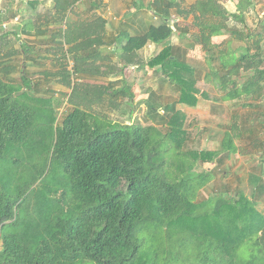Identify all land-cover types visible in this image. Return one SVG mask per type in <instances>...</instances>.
I'll use <instances>...</instances> for the list:
<instances>
[{
    "label": "trees",
    "instance_id": "obj_1",
    "mask_svg": "<svg viewBox=\"0 0 264 264\" xmlns=\"http://www.w3.org/2000/svg\"><path fill=\"white\" fill-rule=\"evenodd\" d=\"M80 1L53 0L51 14L56 15L53 21L67 22V28L60 29L67 53L85 64L98 54L78 53L101 45L103 40L95 32L105 22L99 23L98 17L85 24L68 23ZM143 3L141 0L132 4L135 19L147 9ZM182 3L184 0H154L152 5L161 23L146 25L134 34L122 30L115 37L123 42L122 50L128 59L134 61L132 54L150 42L165 44L149 63L161 66L163 75L178 87L179 103L195 107L201 91L197 69L189 62L186 49L198 46L225 97L264 100V16H259L256 28L247 23L248 11L257 7L255 1L239 0L233 13L227 11L224 0H191L187 7ZM174 14L179 19H173ZM231 20L242 28L231 25ZM32 29L35 28L27 32H36ZM85 32L94 34L88 40L79 39ZM175 35L179 42L170 43ZM228 40L242 44L229 51L228 45L224 47ZM29 52L24 49L25 54ZM1 69L0 171L5 168L18 188L13 195L0 189V264H150L163 258L158 250L163 241L158 242L153 255L141 250L137 234L149 229L154 220L163 229L168 227L165 239L171 245L185 246V255H196V264H264V212L255 209L256 197L252 208L218 204L206 211V201L192 198L193 190H198L210 176L207 169L196 176L199 183H189L195 177L190 176L195 162L222 158L218 150L183 152L187 141L183 113L174 110L169 118L167 136L174 145L171 153L177 164L174 174H167L163 170L167 160L160 163L167 150L161 152L155 147L162 143L156 140L161 136L156 126L100 123L79 107H74L61 125L57 124L58 115L38 124V108L21 102L16 88L7 81L9 70L5 74ZM24 86L28 95L34 96L32 82L25 80ZM231 143L233 149L238 148ZM259 144L264 150V144ZM53 161L62 165L66 176L56 183V192H62L60 198H48L53 189L47 186L46 169ZM259 178L258 188L264 192L263 178ZM31 195L28 211L32 219L21 225L18 211ZM208 250L215 252L213 262L206 257ZM177 259L180 256L171 252L164 263L175 264Z\"/></svg>",
    "mask_w": 264,
    "mask_h": 264
},
{
    "label": "rangeland",
    "instance_id": "obj_2",
    "mask_svg": "<svg viewBox=\"0 0 264 264\" xmlns=\"http://www.w3.org/2000/svg\"><path fill=\"white\" fill-rule=\"evenodd\" d=\"M34 1L37 2L33 3ZM52 1L0 0V69L4 67L1 71L5 74L6 70H9L7 81L16 88L15 93L17 92L16 95L21 102L38 108V117H40L38 124L42 125L44 121L48 122L53 116L58 115L57 124L61 125L65 116L74 107H79L91 113L92 120L100 123L111 125L116 123L119 127L133 123L143 126L154 125L161 132V136L156 140L162 141L160 144L155 143V147L161 152L167 150L160 163L166 159L163 170L167 174L169 172L174 174L177 160H174L171 153L174 152V145L169 143L167 134L170 130L171 114L174 110L179 111L186 117L184 128L187 131V141L183 152L218 150L222 158L213 162H195L194 172L190 175L195 176V179L193 178L189 183H199L196 176L202 175L207 169H210V176L204 185L197 188L198 190H193L195 196L189 195V198L192 197L197 202L206 201L204 208L206 211L213 210L218 204L225 206L234 204L240 207L246 205L252 208L251 202H254L256 197L258 203L255 209L258 212H264V192L258 188L259 177L263 178L264 183V150L259 144H264V100L245 96L230 100L225 97V93L221 91L216 80H213V74L208 68L205 57L203 59L198 57L194 51L189 57V62L197 69V86L201 91L200 101L195 107H189L186 104L179 106L178 87L169 81V77L163 75L161 66L149 63V60L155 57L165 44L152 43V47H148L150 51L155 50L152 57L147 58L143 54L147 60L141 61L133 57L136 60L133 61L128 59L129 55L121 51L118 44L123 42L111 37V43L106 47L107 55L101 52L100 57L89 58L90 60L85 64L83 61L77 62L72 53H67L64 40L60 37L61 39L58 38L56 41L57 37H52L57 34L55 31L57 28L51 27L50 20L48 23L44 20L52 16L50 13L53 7ZM134 1L136 0H109L106 6L102 0H83V6L75 8L73 13L75 16L89 15L91 17L97 15L96 9L103 11L101 8H104L103 12L112 19L113 17H118L119 20H122L121 17L125 18V22L121 24L112 20L111 28L113 27L115 31L127 29L133 34L143 30L146 25L162 22L160 15L154 11L152 5L154 0H144L143 5L147 9L138 16V22L135 21L131 26L129 23L133 18L126 16L132 15ZM189 1L191 0H184L181 6L187 7L186 4ZM238 1L224 0L227 11L235 12ZM254 1L257 7L250 8L248 11L247 23L256 28L259 16H264V0ZM94 4H96L95 7L92 6ZM174 17H177L176 14L173 19H179ZM29 21H33L34 24H30ZM229 23L238 25L232 20ZM238 27L242 28L239 25ZM30 28H35L31 31L36 32L31 34L27 32ZM38 29L41 32L37 33ZM11 30L15 31V34L11 33ZM116 42L117 45H115ZM178 42L179 38L176 35L170 39V43ZM240 44L242 41L228 40L224 47L227 48L228 45L230 51ZM112 46L114 50L109 48ZM25 48L30 49L29 54L24 53ZM188 50L193 51L191 48ZM103 56L104 59H102ZM101 60L109 62V65L104 68L97 66ZM114 60L117 62L114 63ZM137 62H140L141 66L132 68V64ZM77 68L80 72H77ZM66 75L69 78L65 77ZM24 79L32 82L34 96L28 95ZM113 79L121 80L113 81ZM104 89L108 90V93L103 92ZM23 92L26 94L22 95ZM135 104L138 106L136 107ZM230 139L233 144H236L237 149L229 146L232 145ZM181 157L192 161L188 155ZM41 165H44L43 161ZM64 177L66 176L60 163L53 161L47 164L46 182L49 189H53L48 198L61 197L62 192H56V183ZM12 179L5 168L0 171V189L7 195L15 194L18 188L16 184H13ZM32 197L33 195L27 198L19 208L18 221L21 225L26 224L31 218L28 209L32 204ZM208 198L211 199L207 200ZM240 198L245 202L243 200L239 203ZM153 222L154 224H149V229L140 230L137 234L143 252L154 255L159 246V253L163 255V258L156 259L150 264H165L171 252L173 255L180 256L175 264H196L194 253L185 255L186 252H183L185 246L171 245L165 239L169 236V232L168 234L166 232L168 227L163 229L160 224L155 223L156 220ZM178 236L185 238L184 234H178ZM161 240L162 245L157 246ZM210 253L211 251L208 250L206 257L213 262L215 252ZM89 263L92 264V262Z\"/></svg>",
    "mask_w": 264,
    "mask_h": 264
},
{
    "label": "crops",
    "instance_id": "obj_3",
    "mask_svg": "<svg viewBox=\"0 0 264 264\" xmlns=\"http://www.w3.org/2000/svg\"><path fill=\"white\" fill-rule=\"evenodd\" d=\"M101 1V0H100ZM108 1L109 0H102V2H103V4L104 5H106L107 6V3H108ZM139 1H141V0H136V1H134V2H139ZM53 2V1H52ZM133 2V3H134ZM81 6H83V0H81L80 1V3H78V4H76V6L74 7V8H77V7H81ZM53 8V7H52ZM51 8V9H52ZM133 8H134V6H133ZM51 9H50V13H51ZM101 10H103L104 11V8H101ZM94 11V10H93ZM103 11H100L99 9H96V13L98 14H100L101 16H96V15H93V16H89V15H85V16H72V17H70L69 19H68V23H76V22H79V23H83V24H85V23H88V22H90V21H92V20H94V19H98V17H101V20H99V23H101V24H103V22H105L104 24H103V26H101V27H99L98 28V31L97 32H95L96 34H97V36H101V39L103 40V42L101 43V45H94V46H91V47H88L87 49H85L84 51H80L78 54L79 55H85L86 53H90V51H92V53L93 52H96L97 54H98V56L100 57L101 55L100 54H102L101 52H103V54H108L107 53V49H106V47H108L109 46V44L111 43L110 42V39H111V37H116V36H118V35H120L122 32H124V31H115L114 29H113V27L111 28V24H112V20H115L114 22L116 23V22H118V24L120 23H124L125 22V18H123V17H121L122 18V20H119L118 19V17H113V19L109 16V15H107L106 13H104ZM56 15H54V16H50V17H46V18H44V20H45V22L46 23H48V21L50 20V24L52 25L51 27L52 28H57V29H55V31H57V34L56 35H54V36H52V37H57L56 38V41H58V38H60L61 36H60V34L62 33L61 31H60V29L62 28V30H64V29H66L67 28V22L65 21V22H56V21H53V20H55V17ZM126 16V15H125ZM126 17H129V18H133V20L132 21H130V25L131 26H133V23H135V21L136 22H138V17H137V19H135V17L133 16V14L132 15H129V16H126ZM117 20V21H116ZM122 21V22H121ZM66 23V24H65ZM111 29H113V31H111ZM94 34V32H85V33H82L81 34V36H79V39H87L88 40V38L91 36V35H93ZM95 34V35H96ZM124 34V33H123ZM133 34V33H132ZM94 37V36H93ZM61 39V38H60ZM117 40V39H116ZM57 43H61V42H57ZM90 43V42H89ZM91 44V43H90ZM169 44V42L167 43V45ZM92 45V44H91ZM115 45H117V42L115 43ZM118 45H120V47H121V51H123L122 50V45L123 44H118ZM61 47V46H60ZM148 47H152V42H150L146 47H144L143 49H141V50H139L138 52H135V53H133L132 55H133V57H137L138 59H140L141 61H145V60H147V59H145L144 57H143V54H144V56L145 57H152V55H154L155 53V50H152V51H150V50H148ZM109 48H111V49H113L114 50V46H112V47H109ZM193 51L192 52H190L188 49H186V53H187V56H188V58L189 57H191L192 55H193V52L194 51H196V54L198 55V57H202V59L204 58L203 56L205 55L204 54V51H202L201 50V48L200 47H198V46H196V47H194V48H191ZM124 52V51H123ZM195 54V53H194ZM102 59H104V56H103V58ZM90 59H88V60H86L85 62H88ZM93 61V60H92ZM115 62L114 63H116L117 61L116 60H114ZM134 61H136V60H134ZM148 62V61H147ZM146 62V63H147ZM113 63V64H114ZM140 63V62H139ZM138 62L136 63V64H132V68H134V69H136V68H138V67H140L141 65L139 64ZM109 65V62H105V60H101V63L99 64V65H97V66H102V68H104L105 66H108ZM120 65V64H119ZM121 66V65H120ZM120 68V67H119ZM111 80V79H110ZM118 80H121V79H117V80H114L113 79V81H118ZM105 89H107V88H105ZM105 89L103 90V92H105ZM105 93H108V91L107 92H105ZM108 95V94H107ZM135 99V98H134ZM200 99V98H199ZM200 101V100H199ZM138 102H140V100H138ZM137 103V102H136ZM199 103V102H198ZM178 104H179V106L180 105H185V104H182V103H179L178 102ZM137 104H135V106H136ZM138 106V105H137ZM136 106V107H137Z\"/></svg>",
    "mask_w": 264,
    "mask_h": 264
}]
</instances>
